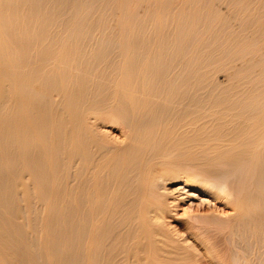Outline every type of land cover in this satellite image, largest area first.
<instances>
[{"label": "bare ground", "instance_id": "6f19581e", "mask_svg": "<svg viewBox=\"0 0 264 264\" xmlns=\"http://www.w3.org/2000/svg\"><path fill=\"white\" fill-rule=\"evenodd\" d=\"M0 264H264V0H0Z\"/></svg>", "mask_w": 264, "mask_h": 264}, {"label": "rangeland", "instance_id": "374dc122", "mask_svg": "<svg viewBox=\"0 0 264 264\" xmlns=\"http://www.w3.org/2000/svg\"><path fill=\"white\" fill-rule=\"evenodd\" d=\"M216 78H217V81L218 80H220L221 81V78H220V74L219 75H217V76H215ZM219 81V82H220ZM114 134H115V132H114ZM196 199H198V198H193V199H191L190 200V202H189V200H188V198H185L183 201H181V202H179L178 203V205H179V208H177L178 210H176V211H178V212H176L177 213V215H179V216H177L178 218L177 219H181L183 216H182V210L184 209V208H187V207H189L190 205H191V207H192V209H196V208H198V206L196 205L198 202H197V200ZM197 202V203H196ZM190 203V204H189ZM191 203H193V204H195L196 206H194V205H192ZM195 208H194V207ZM202 209V208H201ZM180 214H181V216H180ZM181 217V218H180ZM173 221H174V219H172ZM178 220V221H179ZM175 221H176V218H175ZM181 221V220H180ZM176 224V223H175ZM172 225H174V222L172 223ZM178 227V226H177Z\"/></svg>", "mask_w": 264, "mask_h": 264}]
</instances>
